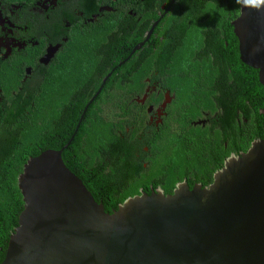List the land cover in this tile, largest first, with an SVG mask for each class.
<instances>
[{
    "label": "flooded vegetation",
    "instance_id": "af4514ba",
    "mask_svg": "<svg viewBox=\"0 0 264 264\" xmlns=\"http://www.w3.org/2000/svg\"><path fill=\"white\" fill-rule=\"evenodd\" d=\"M156 2L0 0V113L39 119L46 144L76 131L83 160L75 149L64 158L109 209L121 194L210 186L264 121L254 69L227 42L238 16L195 6L192 42L189 3ZM208 15L216 22L201 26ZM96 130L87 152L81 134ZM81 160L104 179L91 181Z\"/></svg>",
    "mask_w": 264,
    "mask_h": 264
},
{
    "label": "water",
    "instance_id": "95a60500",
    "mask_svg": "<svg viewBox=\"0 0 264 264\" xmlns=\"http://www.w3.org/2000/svg\"><path fill=\"white\" fill-rule=\"evenodd\" d=\"M232 25L264 91V0H240ZM68 144L23 166V209L1 264H264V137L210 186L134 196L111 214L65 166Z\"/></svg>",
    "mask_w": 264,
    "mask_h": 264
},
{
    "label": "trees",
    "instance_id": "16d2710c",
    "mask_svg": "<svg viewBox=\"0 0 264 264\" xmlns=\"http://www.w3.org/2000/svg\"><path fill=\"white\" fill-rule=\"evenodd\" d=\"M153 1V0H152ZM156 6L164 5L168 0H155ZM189 3V8L185 15H191L194 26L197 28L192 29L193 37L192 42H199L200 40L196 37L198 31V25L196 24V15H194L195 6L208 5V11H217L221 18L229 17V20L234 19L239 15V1L240 0H214V4H209L210 0H183V2ZM213 16L208 15L210 20L208 23L200 24L201 26L206 27L210 22L213 24L216 22ZM220 19V17H219ZM216 34V33H214ZM213 38L206 40V43H211ZM230 44L238 46L236 38L231 34V38L227 41ZM254 79L257 85V92L259 95L264 96V91L262 86L258 81V73L254 70ZM37 107H40L39 100L36 104ZM36 114H38L36 112ZM261 117H256V123L254 130L248 133L247 143L242 150L245 151L249 148L251 140H260L264 137V121H260ZM78 125L77 128H79ZM44 128L41 125L39 119H27L23 113L19 112L18 107H14L8 113H0V264L2 263L5 257V251L8 245L9 237L14 232L15 228L18 225V217L23 209V201L20 190L18 189L17 179L20 173L23 170V166L28 161V159L38 156L41 152L45 150H60L68 142H70L67 147L63 150L61 157L65 166L81 181L82 177L79 173L71 169L64 158V154L69 149H75L76 153L83 160V152L80 151L81 147L74 146V138L76 131H72L70 137L62 140L60 143H50L46 144L44 136ZM74 133V134H73ZM80 133V132H79ZM81 135H87V141L89 145L85 147L87 152H90L95 144L93 143L94 139L98 140L101 135V130H96L95 132H83ZM243 145V141H242ZM78 163L82 169L91 176L92 180H103L104 176L98 174L101 171H98V164L93 163L90 160L89 164L82 162ZM86 189L91 193V195L96 197L93 194V188L89 186L86 182L82 181ZM133 196L132 194H121L115 202L116 205H113V209L106 207L105 203L103 208L106 213H112L118 209L127 198ZM95 200V198H94ZM96 203H98L95 200Z\"/></svg>",
    "mask_w": 264,
    "mask_h": 264
}]
</instances>
